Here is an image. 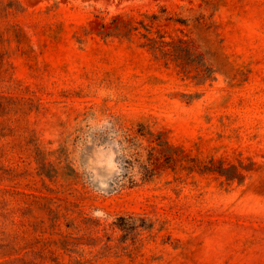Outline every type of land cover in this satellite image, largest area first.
I'll list each match as a JSON object with an SVG mask.
<instances>
[{
    "label": "rangeland",
    "instance_id": "374dc122",
    "mask_svg": "<svg viewBox=\"0 0 264 264\" xmlns=\"http://www.w3.org/2000/svg\"><path fill=\"white\" fill-rule=\"evenodd\" d=\"M0 264H264V0H0Z\"/></svg>",
    "mask_w": 264,
    "mask_h": 264
}]
</instances>
